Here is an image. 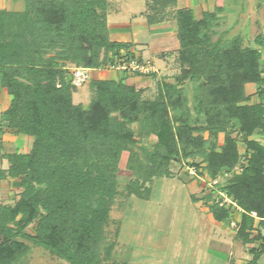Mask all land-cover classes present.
Wrapping results in <instances>:
<instances>
[{
	"label": "trees",
	"instance_id": "1",
	"mask_svg": "<svg viewBox=\"0 0 264 264\" xmlns=\"http://www.w3.org/2000/svg\"><path fill=\"white\" fill-rule=\"evenodd\" d=\"M14 1L24 9H0V88L12 96L0 126L1 133L7 127L33 137V144L27 152L0 151L9 163L0 180L12 178L21 188L14 203H0V264H25L32 247L70 264H108L117 244L108 236L114 206L126 208L132 196L151 199L155 178L173 176L176 160L211 179L231 173L221 190L242 210L236 238L259 242L247 263L258 264L264 254V37H257L260 48L243 47L240 35L214 40L219 9L198 18L192 7H180L174 18L181 71L174 81L158 80L156 97L144 98L126 77L92 79L84 106L74 102L78 87L69 66L100 69L136 57L134 43L111 39L108 0ZM177 2L153 0L148 23L163 22ZM187 81H194L191 96ZM248 84L257 86L259 101L251 102ZM150 138L152 148L143 143ZM124 152L132 178L122 186ZM243 158V170L233 173ZM215 194L211 188L205 199L214 220L224 222L234 207L221 206Z\"/></svg>",
	"mask_w": 264,
	"mask_h": 264
},
{
	"label": "rangeland",
	"instance_id": "2",
	"mask_svg": "<svg viewBox=\"0 0 264 264\" xmlns=\"http://www.w3.org/2000/svg\"><path fill=\"white\" fill-rule=\"evenodd\" d=\"M152 1L108 0L107 13L108 24L113 28L112 40L130 42L133 39L136 42H152L147 45L141 44L140 48L134 43L135 47H133L136 51L131 52L139 56L137 59L141 62H149L156 69L157 77L151 73L135 75L133 69L115 67L123 61L109 62L97 72H92L91 79L78 87L81 95L77 98V102L88 106L92 93L90 81L112 78L115 73L118 74L116 71H123L127 74V79L140 76L141 79L135 81L134 85L143 88L144 98L156 97L158 80L166 78L174 81L175 76L181 71V63L178 59L177 25L174 18L178 7H193L198 18L205 10L219 9L214 40L219 38L228 40L240 35L243 47L260 48L257 37L259 35L264 37V0H178L176 5L167 8L166 19L154 26L157 27L155 32L163 34L153 36L152 40H149L151 26L148 23V15L152 13L150 7ZM17 6L22 7L14 0H0V9L12 10ZM139 52L142 53L141 57ZM128 82L131 83L133 80ZM184 86L191 96L194 81H187ZM256 90L255 84L247 85L251 102L259 101ZM20 136L27 140L23 142L15 137L11 139V136V140L7 139L5 148L0 151L2 153L15 150L28 151L33 137L22 134ZM254 138L263 141L261 135H255ZM220 139L223 140V135ZM153 142L154 139L150 138L143 143L152 148ZM240 148L244 151L242 142ZM128 156L129 153L124 152L118 172L122 186L132 178V172L126 167ZM5 167H8V162L0 157V169ZM187 167V163L173 161L171 164L173 176L155 178L151 199L144 200L132 196L126 208L114 206L108 236L117 244L108 264H226L224 262L226 259L227 264H247L252 259L251 249L257 247L259 242L244 243L236 238L237 224L242 210L233 206L231 218L222 223L214 221L205 199L212 188L206 181L209 176L206 174V180H199L188 173ZM218 179L219 182L214 185L215 187L221 189L226 186L228 176L224 175ZM13 181L12 178L0 180V203L12 204L19 198L21 188L16 187ZM28 231L32 232V228ZM261 232L264 233V228H261ZM214 233H221L223 242ZM254 235L256 231L253 232ZM25 264L70 263L51 255L44 248L32 247ZM258 264H264V254Z\"/></svg>",
	"mask_w": 264,
	"mask_h": 264
},
{
	"label": "built area",
	"instance_id": "3",
	"mask_svg": "<svg viewBox=\"0 0 264 264\" xmlns=\"http://www.w3.org/2000/svg\"><path fill=\"white\" fill-rule=\"evenodd\" d=\"M115 67H117L118 69H126V70L133 69L136 72L138 71L142 73L156 72V69L152 65H150L149 62H141L140 60L137 59V57H135L134 59H131L130 61L124 60L123 63L121 62L118 66L116 65ZM69 68L71 71V82L76 87H79L83 85L84 83L88 82L92 77V72L96 70L92 68L76 67V66H71ZM3 139L4 137H3V133H1V126H0V146L3 143ZM244 164H246V160L243 158L241 162L237 166H235L233 173L241 172L243 170ZM187 169H188V173H190L193 177H196L197 179L202 180V181L206 180L205 172L200 173V171L194 166H188ZM225 175L229 176L231 175V173L229 172V173H226ZM209 178L206 181L208 182V184H210L212 188L216 190V194H215L216 201L221 206H229V205L237 206V204L223 190L218 189L217 187L214 186L218 184L219 177L216 179H211V178L209 179ZM239 209L241 210V208Z\"/></svg>",
	"mask_w": 264,
	"mask_h": 264
},
{
	"label": "crops",
	"instance_id": "4",
	"mask_svg": "<svg viewBox=\"0 0 264 264\" xmlns=\"http://www.w3.org/2000/svg\"><path fill=\"white\" fill-rule=\"evenodd\" d=\"M17 5H20L21 4V8H18V6L16 7V8H13L14 10H23L24 9V4H23V2L22 1H16L15 2ZM182 7H184V6H182ZM178 8H180V7H178ZM193 8V7H192ZM206 11V10H205ZM204 12V11H203ZM203 12H202V14H203ZM202 17V16H201ZM109 23V22H108ZM160 23H155V24H149V26H151V32H150V34H149V40H152V37L153 36H156V35H160V34H163L162 32H155V30H156V28L157 27H154V26H157V25H159ZM109 25V24H108ZM109 29H110V36L112 35V30H113V28L112 27H110L109 26ZM157 31V30H156ZM111 39H112V37H111ZM179 41V40H178ZM130 42H132V43H137L138 45H137V47L138 48H140V46H142L141 44H145V45H147V44H151L152 42H136V40L134 41L133 39H131L130 40ZM135 47V46H134ZM131 48V51L133 50V51H136V49L135 48ZM178 47H179V42H178ZM135 49V50H134ZM136 55V54H135ZM139 55H140V57L142 56V53L141 52H139ZM136 57H139V56H136ZM69 67H71V66H69ZM99 69H96V70H94L95 72H97ZM93 71V72H94ZM118 74H114V76L112 77V78H114V79H120V78H124V77H127V74H124L123 73V71L121 72V71H116ZM119 73H120V75H119ZM136 73V72H135ZM139 73H136L135 75H138ZM70 75H71V72H70ZM139 75H141V73L139 74ZM111 78V77H110ZM103 79H109V78H103ZM139 79H141V77L140 76H136V77H130V78H126V82L127 83H129L128 82V80H133V82H131L132 84H135L136 82L135 81H139ZM131 83H129V84H131ZM138 88H140V89H143L142 87H138ZM81 90H78L77 89V91L74 93V95H73V99H74V102L75 103H79V102H77V98L81 95V92H80ZM11 100H12V96L5 90V89H2V88H0V120H1V118H2V114H3V112L5 111V110H7L8 109V107L10 106V103H11ZM83 104V103H82ZM3 129H4V131H3V135H4V143L2 144V146H1V150L3 149V148H5V144L7 143L6 141H7V139L9 140L10 138H11V136H12V138L11 139H14V137L16 138V139H18V140H22L23 142H25L26 140H27V138H21V136H20V134L18 135H16V133L15 132H13V131H11V129H9V128H7V127H3ZM22 135H24V134H22ZM10 139V140H11ZM27 143H28V141H27ZM32 144H33V141H32ZM32 144H31V146H32ZM31 148V147H30ZM29 148V149H30ZM16 151V150H15ZM17 151H20V152H27V151H21V150H17ZM6 152H13V151H6ZM4 153V152H3ZM5 160H7V159H5ZM7 162H8V160H7ZM8 165H9V163H8ZM5 168H7V167H5ZM212 218H213V216H212ZM214 219V218H213ZM215 221V220H214ZM217 222V221H216ZM218 223H222V222H218ZM217 237H218V239L220 240V241H222L223 242V240H222V238H221V233H214ZM228 243V242H227ZM230 244V243H229ZM224 262H226V264L228 263V260L226 259V261H224Z\"/></svg>",
	"mask_w": 264,
	"mask_h": 264
}]
</instances>
